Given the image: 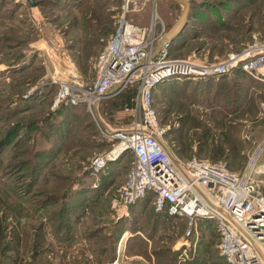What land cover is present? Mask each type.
Returning <instances> with one entry per match:
<instances>
[{
    "label": "rangeland",
    "instance_id": "374dc122",
    "mask_svg": "<svg viewBox=\"0 0 264 264\" xmlns=\"http://www.w3.org/2000/svg\"><path fill=\"white\" fill-rule=\"evenodd\" d=\"M32 1L0 0V264H101L105 250L102 264L113 261L110 253L153 255L154 264H226L211 219L191 225L153 204L118 203L132 152L95 174L93 157L113 149L105 127L82 104L53 105L60 81L94 79L98 56L118 31L123 0ZM195 1V34L188 31L177 48L174 42L170 58L218 62L264 41V0ZM158 6L167 30L180 23L179 4L158 0ZM153 12V0H141L128 18L148 25ZM212 77L169 78L156 108L177 157L224 159L240 172L264 140V80L238 77L218 86ZM122 95L99 107L111 129L127 128L133 118L132 110L111 111ZM260 161L264 180V153ZM83 200L76 214L71 205ZM62 205L72 214L64 215Z\"/></svg>",
    "mask_w": 264,
    "mask_h": 264
},
{
    "label": "built area",
    "instance_id": "2783aa9c",
    "mask_svg": "<svg viewBox=\"0 0 264 264\" xmlns=\"http://www.w3.org/2000/svg\"><path fill=\"white\" fill-rule=\"evenodd\" d=\"M140 1L123 0L118 31L99 54L94 79L89 83L60 81L53 105L85 103L105 127L113 149L93 157L95 174L122 152H132V165L118 189V203L128 207L151 196L157 211L186 216L191 225L211 219L216 223L220 255L227 264H264V180L258 175L264 140L251 152L242 172L232 170L224 160L198 156L182 160L174 153L175 143L166 139L167 128L161 124L155 103L157 87L172 77L230 75L241 68L264 80V41L231 51L218 62L199 64L170 58L171 42L159 45L168 31L158 14V0H153L148 25L128 18ZM131 87L136 95L134 106L127 109L133 112L130 125L109 128L99 114L101 103ZM119 257L110 264H122Z\"/></svg>",
    "mask_w": 264,
    "mask_h": 264
},
{
    "label": "trees",
    "instance_id": "16d2710c",
    "mask_svg": "<svg viewBox=\"0 0 264 264\" xmlns=\"http://www.w3.org/2000/svg\"><path fill=\"white\" fill-rule=\"evenodd\" d=\"M222 1H224V0H222ZM197 3V1H195V0H193V1H191V5H192V8H191V12H195V11H198V8H196V4ZM195 10V11H194ZM200 13V12H199ZM249 76H251V75H249L246 71H244L243 69H241V68H238V69H236V70H234L230 75H228V74H223V75H220V76H215V77H212L213 79H214V82H215V84H218V86L220 85V84H227V83H225L226 81H228V79L229 80H231V79H233V78H238V77H249ZM212 79V80H213ZM220 82H224V83H220ZM132 88V87H131ZM131 88H129L128 90H130V91H132L131 90ZM128 90H126V91H128ZM126 91H125V94L123 93V95L121 96V97H119L116 101H114V103H113V105H112V108H111V111H113V110H122V109H125V108H131V107H133L134 106V103H133V101H134V96L136 95V91H135V89H134V93H133V91L132 92H127L126 93ZM66 102H63L61 105H63V104H65ZM82 105H84L85 106V108L87 109L88 107H87V105L85 104V103H81ZM60 105V106H61ZM68 105H71V106H76V105H73V104H68ZM79 105V104H78ZM203 136V135H202ZM204 137V136H203ZM204 138H206V139H208V137H204ZM204 140V139H203ZM175 143V142H174ZM177 146V145H176ZM180 150V152L179 153H182V154H184V152H185V149L184 148H180L179 149ZM219 156H222V154L221 155H219ZM216 157V156H215ZM249 157V156H248ZM209 159H211V160H214V161H219V160H224V159H216V158H209ZM247 162H248V159H247ZM247 162H245L244 163V165H243V167H242V170L240 171V172H242L243 171V169L245 168V166H246V164H247ZM230 166V165H229ZM231 168V167H230ZM233 170V169H232ZM85 192V195L87 196V192L86 191H84ZM150 198H152L151 196L149 197V198H146V199H144V201H142L141 203L143 204V203H145V202H147L148 200H150ZM141 204V205H142ZM63 206V205H62ZM133 206H135V205H133ZM132 206V207H133ZM64 207V206H63ZM135 207H133V209H134ZM153 208L155 209V206L153 205ZM156 210V209H155ZM65 214L64 215H67L68 213L71 215L72 214V212H71V210H69V207L67 206H65L64 207V209L62 210ZM73 211V210H72ZM157 211V210H156ZM160 212H162V213H165L168 217H170V218H176V217H182V218H184V219H187V220H189V218L188 217H186V216H178V215H170V214H168V212L166 211V210H164V211H160ZM62 213V212H61ZM68 214V215H69ZM62 215H63V213H62ZM58 229H59V231L60 232H65L64 231V229H66L65 227H64V224L63 223H61L58 227H57ZM106 251V250H105ZM104 251V252H105ZM104 252L99 256V263H103V258L104 257H102V255L103 256H105L104 255ZM105 254H106V252H105ZM219 254H220V252H219ZM221 256V255H220ZM222 257V259L224 260V262L226 263V261H225V259H224V257L223 256H221ZM108 258H109V260H112V259H114L115 257L113 256H111V253H110V255L108 256ZM102 259V260H101ZM86 264H92L91 262H87ZM227 264V263H226Z\"/></svg>",
    "mask_w": 264,
    "mask_h": 264
},
{
    "label": "crops",
    "instance_id": "0c3cea01",
    "mask_svg": "<svg viewBox=\"0 0 264 264\" xmlns=\"http://www.w3.org/2000/svg\"><path fill=\"white\" fill-rule=\"evenodd\" d=\"M170 2H173V3H177V4H179L180 6H181V8H183V10L181 9V13H183V14H181L182 15V17H180L181 18V21L183 20V17H184V14H185V11L187 10V6L183 3V2H181V1H178V0H169ZM191 3V2H190ZM159 7V6H158ZM185 8V9H184ZM191 8H192V5H191V7H190V10H191ZM190 14L191 15H189V19H188V23H187V25H186V27L184 28V30H183V32L178 36V37H176L173 41H171V45H170V55H171V53H172V51H173V48H177V47H179V45H180V43L181 42H184V40H185V38H187V35H188V31L189 32H191V31H193V34H195V26H194V24H193V19H197V17L196 16H193V14H194V12H191L190 11ZM206 14L207 13H205V18H206ZM181 21H180V23H181ZM180 23H178L177 25H175L173 28H171V30H167L168 31V34H167V36L163 39V40H161L160 42H159V45H162V43H166V41L167 40H169V38L172 36V34L176 31V29L178 28V26H179V24ZM182 40V41H181ZM174 42H177V46H175V47H173L174 46ZM172 47V48H171ZM161 85L162 84H160L158 87H157V89H156V92H155V95H157V93L159 92V88L161 87ZM125 109H129V108H125ZM175 153V152H174ZM176 155V154H175ZM177 156V155H176ZM261 162V161H260ZM84 191L85 190H83L82 192L84 193ZM86 200V199H85ZM85 200H83L82 201V203L79 205H76V204H74L73 203V205H71V207L73 208V210L76 212V214H77V212L79 211V209H80V207L81 206H83V205H85V203L87 202V201H85ZM142 201H144V199H142V200H140V201H138L137 202V206L138 207H140L141 206V202ZM151 204H153V202L152 201H147L146 202V207H150L151 206ZM128 208V207H127ZM141 235L143 236V237H145V235L143 234V233H141ZM119 256H117L116 257V259L118 258ZM120 263H122V264H135L136 262H143L144 263V261L145 262H149V263H155V258L153 257V255H152V258L151 259H145L144 258V255H142V254H137V255H135L134 257H129V256H127L126 254H124V255H122V257H121V254H120ZM115 258L113 259V261H109L108 262V264H110V263H112V262H114L115 260H116Z\"/></svg>",
    "mask_w": 264,
    "mask_h": 264
},
{
    "label": "water",
    "instance_id": "95a60500",
    "mask_svg": "<svg viewBox=\"0 0 264 264\" xmlns=\"http://www.w3.org/2000/svg\"><path fill=\"white\" fill-rule=\"evenodd\" d=\"M31 3H33L32 0ZM181 2H183L186 6H187V10L185 11L183 20L181 21V23L179 24L178 28L176 29V31L172 34V36L169 38V42L173 41L176 37H178L184 30V28L186 27L187 23H188V19H189V15H190V7H191V3L189 1L186 0H179ZM33 5H35L33 3Z\"/></svg>",
    "mask_w": 264,
    "mask_h": 264
},
{
    "label": "bare ground",
    "instance_id": "6f19581e",
    "mask_svg": "<svg viewBox=\"0 0 264 264\" xmlns=\"http://www.w3.org/2000/svg\"><path fill=\"white\" fill-rule=\"evenodd\" d=\"M261 172L264 173V170H262Z\"/></svg>",
    "mask_w": 264,
    "mask_h": 264
}]
</instances>
